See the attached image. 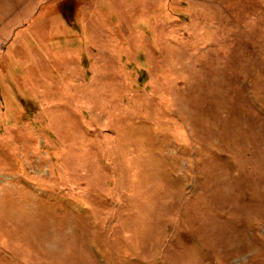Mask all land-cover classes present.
<instances>
[{
    "label": "rangeland",
    "instance_id": "rangeland-1",
    "mask_svg": "<svg viewBox=\"0 0 264 264\" xmlns=\"http://www.w3.org/2000/svg\"><path fill=\"white\" fill-rule=\"evenodd\" d=\"M0 264H264V0H0Z\"/></svg>",
    "mask_w": 264,
    "mask_h": 264
}]
</instances>
